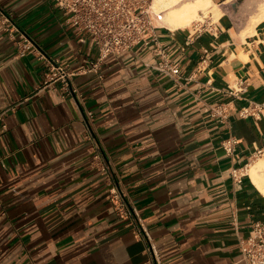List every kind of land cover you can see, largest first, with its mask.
<instances>
[{
    "label": "crops",
    "instance_id": "0c3cea01",
    "mask_svg": "<svg viewBox=\"0 0 264 264\" xmlns=\"http://www.w3.org/2000/svg\"><path fill=\"white\" fill-rule=\"evenodd\" d=\"M211 1L226 8L209 18L217 31L158 29L176 76L157 68L153 45L80 72L98 48L54 0H0V264H146L147 241L108 197L113 183L160 264H247L240 243L264 222V194L231 170L264 153V21L242 36L233 0ZM47 58L74 72L76 96L47 79ZM237 80L246 89L233 94ZM249 103L258 116L241 115Z\"/></svg>",
    "mask_w": 264,
    "mask_h": 264
},
{
    "label": "built area",
    "instance_id": "2783aa9c",
    "mask_svg": "<svg viewBox=\"0 0 264 264\" xmlns=\"http://www.w3.org/2000/svg\"><path fill=\"white\" fill-rule=\"evenodd\" d=\"M65 15V23L78 32H86L90 35L98 48V57L89 66L82 65L80 72L98 71L100 64L111 54H120L142 46L153 45L152 50L160 57L157 68L161 71H171L180 75V67L177 62H172L167 48L159 43V28L165 27L163 19L165 10L155 6L154 0H54ZM6 22H10L6 17ZM197 31L210 27L218 30L214 21L209 18L197 20L192 25ZM18 30V29H17ZM23 44L20 45V53L24 55L31 47V42L23 34ZM49 71L46 75L50 82L61 80L63 88L76 96L77 89L71 85L70 78L74 72L68 71L58 59L47 58ZM246 89L243 80L236 81L231 87V92L237 94ZM214 115L225 116V110L221 105L212 107ZM241 115L258 116L261 106L249 103L241 110ZM87 117L92 118V112L88 111ZM236 141L229 139L225 144L228 153L234 150ZM104 172L111 173V168L106 164L102 166ZM245 171L232 168V177L240 181ZM115 211L124 219H129L135 225L137 235L147 241L148 259L146 264H160L161 254L154 248L151 238L147 235L140 223L137 214L125 199L119 186L113 183L108 190ZM240 250L247 264H264V222L256 220L252 223L249 235L241 240Z\"/></svg>",
    "mask_w": 264,
    "mask_h": 264
},
{
    "label": "bare ground",
    "instance_id": "6f19581e",
    "mask_svg": "<svg viewBox=\"0 0 264 264\" xmlns=\"http://www.w3.org/2000/svg\"><path fill=\"white\" fill-rule=\"evenodd\" d=\"M154 3L159 9L165 10L163 24L171 28L193 25L197 20L217 18L221 12V5L217 4L218 9L211 13L209 10L212 5L211 0H154ZM262 21H264V0H261L257 10L249 17L247 25L241 30V35L253 33L256 25ZM244 171L264 194V156L249 162Z\"/></svg>",
    "mask_w": 264,
    "mask_h": 264
},
{
    "label": "rangeland",
    "instance_id": "374dc122",
    "mask_svg": "<svg viewBox=\"0 0 264 264\" xmlns=\"http://www.w3.org/2000/svg\"><path fill=\"white\" fill-rule=\"evenodd\" d=\"M261 3V0H233L231 4H229V10L233 14L234 22L237 27H245L248 23L249 17L257 10L259 4ZM220 15L219 17L223 14L225 9L220 6ZM158 8V7H157ZM218 7L216 5L210 6L209 10L211 13L216 11ZM65 17V15H64ZM211 18L212 20H218V18ZM211 20L209 19V22ZM263 154L257 155L254 158L251 159L250 162L258 159L259 157H263Z\"/></svg>",
    "mask_w": 264,
    "mask_h": 264
}]
</instances>
